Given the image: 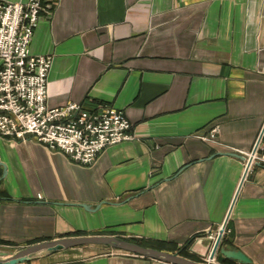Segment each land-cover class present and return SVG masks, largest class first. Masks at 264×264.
I'll list each match as a JSON object with an SVG mask.
<instances>
[{
    "label": "crops",
    "instance_id": "obj_1",
    "mask_svg": "<svg viewBox=\"0 0 264 264\" xmlns=\"http://www.w3.org/2000/svg\"><path fill=\"white\" fill-rule=\"evenodd\" d=\"M38 21L47 105H112L136 138L81 166L0 137V250L103 234L203 261L231 208L220 246L264 264V166L242 181L264 126V0H55ZM97 248L27 264H167Z\"/></svg>",
    "mask_w": 264,
    "mask_h": 264
},
{
    "label": "built area",
    "instance_id": "obj_2",
    "mask_svg": "<svg viewBox=\"0 0 264 264\" xmlns=\"http://www.w3.org/2000/svg\"><path fill=\"white\" fill-rule=\"evenodd\" d=\"M54 3L55 0H0V137L32 140L50 151L63 152L78 165H90L105 148L136 137L131 121L112 105H47L53 56L33 55L30 44L38 20L43 13H50ZM260 131L254 144L256 150L248 153L244 171L249 159L264 166V128ZM208 132L204 138H214L216 127ZM217 232L218 229L207 236L212 244ZM204 262L216 264L208 257Z\"/></svg>",
    "mask_w": 264,
    "mask_h": 264
},
{
    "label": "water",
    "instance_id": "obj_3",
    "mask_svg": "<svg viewBox=\"0 0 264 264\" xmlns=\"http://www.w3.org/2000/svg\"><path fill=\"white\" fill-rule=\"evenodd\" d=\"M264 128V126H263ZM256 150L254 148L253 152ZM252 160L249 159L247 166L251 164ZM243 173L242 181L245 177ZM241 181V182H242ZM231 208L229 209L224 223L218 229L217 238L212 244L211 251L208 254V259L213 260L218 252L221 256L229 261H233L237 264H252L249 257H247L241 250L236 248H225L220 246L222 241L223 231L228 221ZM86 246L105 247L110 250H118L127 254H134L143 258H149L158 262H164L167 264H213L209 262H198L192 259L183 257L180 252H168L165 250H157L152 247L141 246L136 242L129 241L119 236L110 235H86V236H71L61 237L53 240H43L42 242H36L29 244L23 248H20L13 253L0 250V264H26L31 261L43 259L57 252L71 251L72 249L86 248Z\"/></svg>",
    "mask_w": 264,
    "mask_h": 264
},
{
    "label": "rangeland",
    "instance_id": "obj_4",
    "mask_svg": "<svg viewBox=\"0 0 264 264\" xmlns=\"http://www.w3.org/2000/svg\"><path fill=\"white\" fill-rule=\"evenodd\" d=\"M223 234H224L223 235V237H224L225 236V230H224ZM223 237H222V239H223ZM209 242H210V244L208 246V252L206 253L205 258L208 257V254H209V251H210V248H211V245H212V241L209 240ZM220 245H221V243H220ZM20 248L21 247H13L12 249L8 248V250H2V251H6L8 253H13V251H16V250H18ZM95 250H99V248H97V247H86V248L73 249L72 251H70V253H66L67 255H65V259H67V260L87 259V257L96 255ZM203 261H201V262H203ZM214 263H216V264H224L222 262V260H221V254L219 252V249H218V252H217V254H216L215 258H214Z\"/></svg>",
    "mask_w": 264,
    "mask_h": 264
},
{
    "label": "trees",
    "instance_id": "obj_5",
    "mask_svg": "<svg viewBox=\"0 0 264 264\" xmlns=\"http://www.w3.org/2000/svg\"><path fill=\"white\" fill-rule=\"evenodd\" d=\"M81 235H84V234H76V236H81ZM131 241H133V242H136V243H138L139 245H141V246H147V247H152V248H155V249H157V250H163V248H162V246L159 244V245H153V244H149V243H146V242H141V241H137V240H134V239H130ZM129 240V241H130ZM36 243V242H35ZM32 244V243H31ZM182 256H184V255H182ZM184 257H186V256H184ZM186 258H190V259H192V260H195V259H193L192 257H186ZM221 260H222V262L224 263V264H233V261L231 262V261H229V260H226V259H224L222 256H221ZM195 261H198V262H201V261H199V260H195ZM27 264V263H26Z\"/></svg>",
    "mask_w": 264,
    "mask_h": 264
},
{
    "label": "bare ground",
    "instance_id": "obj_6",
    "mask_svg": "<svg viewBox=\"0 0 264 264\" xmlns=\"http://www.w3.org/2000/svg\"><path fill=\"white\" fill-rule=\"evenodd\" d=\"M246 160H247V158H246ZM248 168H249V166H246V171L248 170ZM244 173V172H243ZM246 173V172H245ZM245 175V174H244ZM219 229V228H218Z\"/></svg>",
    "mask_w": 264,
    "mask_h": 264
}]
</instances>
